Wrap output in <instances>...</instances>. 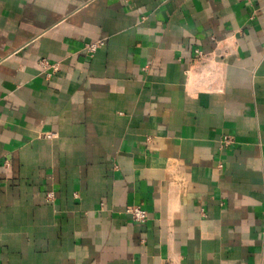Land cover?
I'll return each mask as SVG.
<instances>
[{
	"label": "crops",
	"instance_id": "crops-1",
	"mask_svg": "<svg viewBox=\"0 0 264 264\" xmlns=\"http://www.w3.org/2000/svg\"><path fill=\"white\" fill-rule=\"evenodd\" d=\"M0 264H264V0H0Z\"/></svg>",
	"mask_w": 264,
	"mask_h": 264
},
{
	"label": "built area",
	"instance_id": "built-area-1",
	"mask_svg": "<svg viewBox=\"0 0 264 264\" xmlns=\"http://www.w3.org/2000/svg\"><path fill=\"white\" fill-rule=\"evenodd\" d=\"M242 1H250V0H242ZM102 45V41H94L85 45V49L89 54H93L100 46ZM43 67H51L52 69H57V64L50 65L46 61L40 62ZM225 144L232 143V138L230 136H224L222 140ZM52 193H48L47 197L52 198ZM126 213L130 216V218L138 223H143L147 220V213L139 206L131 205L126 208Z\"/></svg>",
	"mask_w": 264,
	"mask_h": 264
}]
</instances>
